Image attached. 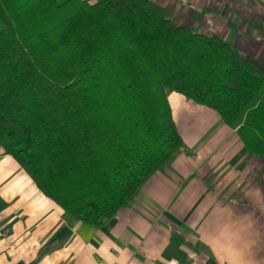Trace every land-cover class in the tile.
<instances>
[{
    "label": "trees",
    "instance_id": "obj_1",
    "mask_svg": "<svg viewBox=\"0 0 264 264\" xmlns=\"http://www.w3.org/2000/svg\"><path fill=\"white\" fill-rule=\"evenodd\" d=\"M215 109L264 157V70L160 0H0V143L100 227L184 150L170 92Z\"/></svg>",
    "mask_w": 264,
    "mask_h": 264
},
{
    "label": "crops",
    "instance_id": "obj_2",
    "mask_svg": "<svg viewBox=\"0 0 264 264\" xmlns=\"http://www.w3.org/2000/svg\"><path fill=\"white\" fill-rule=\"evenodd\" d=\"M264 70V0H162ZM184 150L100 227L68 220L0 143V264H264V157L204 104L170 92Z\"/></svg>",
    "mask_w": 264,
    "mask_h": 264
},
{
    "label": "rangeland",
    "instance_id": "obj_3",
    "mask_svg": "<svg viewBox=\"0 0 264 264\" xmlns=\"http://www.w3.org/2000/svg\"><path fill=\"white\" fill-rule=\"evenodd\" d=\"M160 1H162V0H160ZM167 2H171V1H167Z\"/></svg>",
    "mask_w": 264,
    "mask_h": 264
}]
</instances>
